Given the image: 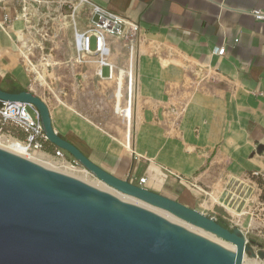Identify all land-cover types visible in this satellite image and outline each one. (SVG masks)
<instances>
[{
	"label": "crops",
	"instance_id": "1",
	"mask_svg": "<svg viewBox=\"0 0 264 264\" xmlns=\"http://www.w3.org/2000/svg\"><path fill=\"white\" fill-rule=\"evenodd\" d=\"M91 1L139 26L132 58L126 40L110 37L112 71L78 65L55 4L31 3L22 17L9 1L0 4V89L7 76L8 88L41 99L57 135L113 176L132 184L145 177V189L245 232L226 215L233 219L228 205L239 182L264 181V22L248 14L264 13V0ZM44 20L49 39L40 44L32 28ZM130 78L138 123L128 149L109 119L119 114L124 133ZM88 96L95 103L86 108Z\"/></svg>",
	"mask_w": 264,
	"mask_h": 264
},
{
	"label": "water",
	"instance_id": "2",
	"mask_svg": "<svg viewBox=\"0 0 264 264\" xmlns=\"http://www.w3.org/2000/svg\"><path fill=\"white\" fill-rule=\"evenodd\" d=\"M0 102L33 107L47 142L113 190L235 246L231 252L138 205L0 148V264H243V232L121 180L53 130L34 94L0 89ZM260 259L264 252L257 251Z\"/></svg>",
	"mask_w": 264,
	"mask_h": 264
},
{
	"label": "built area",
	"instance_id": "3",
	"mask_svg": "<svg viewBox=\"0 0 264 264\" xmlns=\"http://www.w3.org/2000/svg\"><path fill=\"white\" fill-rule=\"evenodd\" d=\"M9 1L20 6V15L22 17L27 16V10L31 3L36 6L45 7L55 4L58 17L66 19L72 29L76 53L75 62L78 65L93 62L99 68V72L102 67H108L112 71V66L108 62L110 56L108 38L110 37L127 41L130 58L134 56L137 50L140 33L139 26L109 12L91 0H0V4ZM248 14L255 20L264 22V13L259 10H252ZM10 19L11 17L5 14L3 21L9 22ZM47 23L44 20L38 27L32 28V31L40 37V44L49 39ZM81 25L84 26V30L82 31L80 30ZM91 41H93V49H90ZM224 52L225 48L222 47L216 49L214 54L222 56ZM129 85L128 103L130 104L132 94L131 78L129 79ZM0 103L1 124H10L25 136L20 143L23 145L27 156L21 157L30 160L31 156L44 153V146L47 140L43 134L37 111L24 103ZM52 158L61 161L63 164L66 163L65 152L58 148L54 147ZM145 181V177H141L136 185L144 188Z\"/></svg>",
	"mask_w": 264,
	"mask_h": 264
},
{
	"label": "rangeland",
	"instance_id": "4",
	"mask_svg": "<svg viewBox=\"0 0 264 264\" xmlns=\"http://www.w3.org/2000/svg\"><path fill=\"white\" fill-rule=\"evenodd\" d=\"M65 27V25H64ZM94 45H93V41H91L90 44V49H93ZM107 74V69L104 68L103 69V75ZM89 96L85 99L87 101H85L84 105L86 108L90 107L91 105H93L94 103L91 102L89 100ZM135 108L134 111L132 112V118H131V142L134 143L135 141V126L138 123V113L136 114L135 112ZM122 116H123V110H122ZM124 118V117H123ZM109 121L111 122V125L114 126V134H115V139L121 141L123 139V121L122 118L119 117V114L114 113V116L111 118V120L109 119ZM124 123H125V119H124ZM122 130V131H121ZM22 135V132H20L18 129H16L14 126L10 125V124H4L2 125L0 122V148L4 149L8 152H11L9 149H12V143L14 141L20 142L22 141V139L20 138ZM114 146L115 148H119L122 149V147L120 145H118V143L116 141H114ZM5 147V148H3ZM44 153L41 154H36V156H32L34 158L36 157H40L44 164H40L35 162V160H32L30 158L31 161L49 169V170H53L55 172L64 174L66 176H69L71 178L77 179L85 184H88L89 186H92L100 191L103 192H107L113 196L117 194H113V192H110L105 184H103L102 182H100L99 180H97L91 173H89L88 171L85 172L86 170L80 165L78 164L73 157H71L69 154L65 153V160L66 163L63 164L61 163V161L52 158V151H43ZM12 153V152H11ZM101 168V167H100ZM103 169V168H101ZM104 170V169H103ZM143 168L142 166L139 167L137 174H141ZM107 173L111 174V171L109 170H104ZM112 175V174H111ZM258 180L254 179V180H242L241 182H239V184H237V186L233 189V201L230 202V204L228 205V208H230V210H232L235 214H231L233 219H230V216L226 215V218H228L229 220H233V222L237 223L243 230H245V232H243L244 236H245V240L247 242V245L251 248L254 256H252L250 253L246 252L243 256L242 262L243 264H264V259H260L256 254L257 251H263L264 252V195L263 192L264 190L261 189V187L259 186ZM264 187V186H263ZM147 189H149V191L154 192L155 190L153 188H151V185L148 184L146 186ZM157 193V192H154ZM222 200L220 203L222 204H226L225 202ZM135 205L140 206V204H137L136 202H131ZM145 208L144 206H140ZM192 209V208H191ZM196 209L200 210L201 212H199L200 214L207 216L209 218H211V216L213 215L210 212L204 211L201 208L195 206V211H197ZM149 210V209H148ZM152 211V210H150ZM154 213H158V215L160 214V212H157L155 209L154 211H152ZM198 212V211H197ZM206 214H204V213ZM166 213V212H164ZM168 214V213H167ZM159 216L165 218L168 217L165 214H160ZM174 218V217H173ZM170 219V218H169ZM175 219V218H174ZM174 219L172 220V218L169 220L172 223ZM216 219H218V217H216ZM168 220V219H167ZM223 220V219H221ZM178 221V220H177ZM224 222H226L229 226V228L233 227L234 225L231 224L229 221L223 220ZM179 223V224H178ZM175 223L180 225V222ZM184 224H181L180 226H182ZM183 227V226H182ZM184 228L188 229L189 227H185ZM190 230V229H188ZM191 232H194L192 230H190ZM196 233V230L195 232ZM197 234V233H196ZM199 235V234H198ZM203 237V236H202ZM205 238V237H204ZM213 240H210L211 242L227 249L230 250V243L218 239L215 236L212 238ZM209 240V239H208Z\"/></svg>",
	"mask_w": 264,
	"mask_h": 264
},
{
	"label": "bare ground",
	"instance_id": "5",
	"mask_svg": "<svg viewBox=\"0 0 264 264\" xmlns=\"http://www.w3.org/2000/svg\"><path fill=\"white\" fill-rule=\"evenodd\" d=\"M98 74H99V71H98ZM131 92H132V89H131ZM131 102V101H130ZM123 117H124V119H125V131H124V142H123V146L125 147V148H128L129 149V147H130V136H131V107H130V104H129V106L128 105H126L125 106V108L123 109ZM12 149H9L13 154H16V155H18V156H27V154L25 153V151H24V148H23V145L20 143V142H17V141H14L13 143H12ZM2 148V147H1ZM3 148H5V147H3ZM39 154H41V153H39ZM31 158H32V160H35V162H37V163H40L41 165L42 164H44V163H42L43 162V160L40 158V157H36V158H34V157H32L31 156ZM85 172H87V171H85ZM101 182V181H100ZM104 184V183H103ZM106 186V188L110 191V192H113V194L115 193V194H117V196H118V198H121V199H123V200H125V201H128V202H136L137 204H140V206H144L145 207V209H149V211L150 210H152V211H154V209L157 211V212H160V214H165L166 216H168V217H165V219H168V220H170L171 218H172V220L175 218H173V216L172 215H170V214H167V212L166 213H164V211H162V210H159V209H156V208H153V207H151V206H149V205H147V204H144V203H142V202H140V201H138V200H136V199H134V198H131V197H129V196H126V195H124V194H121V193H119V192H117V191H115V190H113L112 188H110V187H108L107 185H105ZM116 196V195H115ZM214 200V199H213ZM143 208V207H142ZM151 211V212H152ZM228 211H230L231 212V214H235L232 210H230V209H228ZM156 214V213H155ZM159 214V215H160ZM157 215H158V213H157ZM170 218V219H169ZM175 220H176V222H175ZM177 218H175L174 219V221L173 222H175V223H178V222H180V225L181 224H184L185 225V227L187 226V227H189L188 229H190V230H192V231H194L195 232V230H196V233L197 234H199L200 236H203V237H205L206 239H209V240H213L212 238L214 237L213 235H211V234H209V233H206V232H204L203 230H201V229H198V228H195V227H193V226H191V225H189V224H186V223H184V222H182L181 220H178ZM179 224V223H178ZM184 225H182L183 227H184ZM187 229V230H188ZM189 230V231H190ZM229 251H231V252H234L235 251V246L234 245H230V250Z\"/></svg>",
	"mask_w": 264,
	"mask_h": 264
},
{
	"label": "trees",
	"instance_id": "6",
	"mask_svg": "<svg viewBox=\"0 0 264 264\" xmlns=\"http://www.w3.org/2000/svg\"><path fill=\"white\" fill-rule=\"evenodd\" d=\"M4 81L6 82V89L5 90H2V91L8 92V93H18V92H22L23 91L19 87H14V88H12V90L10 88H8V85L10 84V81H9V78L7 76L4 78ZM20 138L22 140L25 138V136H24L23 133H22V135H21ZM44 149L47 152H49V151H52L53 152L54 147L47 142V143H45ZM257 180H258V182H260L259 183V186L261 187V189L264 190V187H263L264 186V181L261 180V179H257ZM263 195H264V192H263ZM215 222L218 223L219 225H221L222 227H224L226 229H229L228 224L226 222H224L223 220H221V219H215Z\"/></svg>",
	"mask_w": 264,
	"mask_h": 264
}]
</instances>
